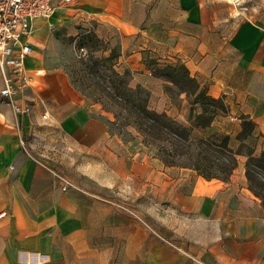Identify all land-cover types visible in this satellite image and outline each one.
Wrapping results in <instances>:
<instances>
[{"label": "crops", "instance_id": "1", "mask_svg": "<svg viewBox=\"0 0 264 264\" xmlns=\"http://www.w3.org/2000/svg\"><path fill=\"white\" fill-rule=\"evenodd\" d=\"M213 13L207 0H74L31 21L32 81L16 100L30 109L0 104V264H264V205L249 188L245 155L227 180L182 168L180 178L165 181V243L154 235L162 231L154 218L146 226L83 190L64 191L41 153V135L56 132L101 159L110 154L107 124L51 61L50 30L79 23L116 30L121 71L151 74L153 55L183 63L264 134V17L228 34ZM149 191L157 197L156 180Z\"/></svg>", "mask_w": 264, "mask_h": 264}, {"label": "rangeland", "instance_id": "2", "mask_svg": "<svg viewBox=\"0 0 264 264\" xmlns=\"http://www.w3.org/2000/svg\"><path fill=\"white\" fill-rule=\"evenodd\" d=\"M207 1L214 10L213 14L220 32L232 34L237 26L251 20L261 22L264 17V0ZM88 33L96 35L98 39L90 41L86 37ZM50 36L55 40L51 61L63 67L71 84L93 104L90 107L91 115L107 124L109 134L107 147L110 154L101 159L97 152H90L81 145L70 144L69 141L59 139L58 133L49 132L41 135L43 136L41 153L46 154L44 156L46 164L54 172L71 181L73 185L67 190L76 189L80 192L83 190L86 198L108 203L111 211L126 218L140 219L146 226L150 219L154 218L162 230L153 231L154 235L166 243L165 237H162V232L167 226L165 208L169 203L165 181L177 180L180 178V170L189 167L173 166L171 172H166L167 165L156 155L155 146L143 144L135 130L130 129L126 138L117 130L111 131L109 121L114 119L116 107L105 97L106 91H114L107 79L110 70L103 64L94 65V69L86 65L93 64L95 59L101 60V57L108 56L113 50L121 54V36L115 29H109L107 26L90 27L89 24L83 23L50 30ZM119 56L114 59L115 70L126 74L132 87H141L145 90L151 108L165 112L187 125L194 121L196 114L201 110L200 105L194 103L193 97H188L184 92L180 93L178 87L154 74L157 67L164 65L162 63H167L166 61H159V57L154 55L149 56L147 68L151 74L143 71L141 74H135L131 69L121 71L118 64ZM259 91L264 92V89ZM98 98L102 101L96 102ZM192 105L194 114L190 120ZM242 114L245 113L240 109L228 106L227 112L221 111L213 126L204 135L217 132V139L220 140L222 134L229 133L231 146L237 148L239 141L236 135L241 128ZM194 133L197 134L199 131L195 129ZM245 143L254 145L256 153L264 150V137L258 132L245 139ZM154 180L158 185V193L157 199L153 197V200L149 184ZM101 209L99 208L100 211Z\"/></svg>", "mask_w": 264, "mask_h": 264}, {"label": "trees", "instance_id": "3", "mask_svg": "<svg viewBox=\"0 0 264 264\" xmlns=\"http://www.w3.org/2000/svg\"><path fill=\"white\" fill-rule=\"evenodd\" d=\"M86 37L90 41L98 39L91 33ZM119 54L113 50L101 60L95 59L93 64H86L91 69H94V65L103 64L110 70L107 79L114 91H106L105 97L116 107L114 119L109 121L111 131L117 130L126 138L130 129H133L143 144L155 146L156 155L167 166L189 167L207 179L227 180L238 165V155H245L249 188L261 198L264 205V150L256 153L254 145L245 143V139L256 132L264 137L254 119L248 114L241 115V128L236 135L239 141L237 148L231 146L229 133L222 134L220 140L217 139V132L204 135L213 126L217 115L221 111L227 112L228 105L223 97L209 94L183 63L170 62L157 67L154 72L156 76L178 87L180 93L193 97L194 103L201 107L190 125L179 122L165 112L151 108L145 90L132 87L126 74L115 70L114 59ZM95 101L102 100L98 98ZM193 114L192 105L190 120ZM195 129L199 133H194Z\"/></svg>", "mask_w": 264, "mask_h": 264}, {"label": "built area", "instance_id": "4", "mask_svg": "<svg viewBox=\"0 0 264 264\" xmlns=\"http://www.w3.org/2000/svg\"><path fill=\"white\" fill-rule=\"evenodd\" d=\"M73 1L0 0V104L9 103L17 113L30 109L29 106L21 107L16 100L32 81L26 67V59L33 52L28 40L31 21L38 17H50L57 7L71 4ZM54 173L63 190L73 185L63 175ZM4 214V211L1 212L0 218Z\"/></svg>", "mask_w": 264, "mask_h": 264}]
</instances>
